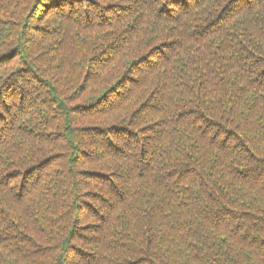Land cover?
Here are the masks:
<instances>
[{
	"label": "trees",
	"instance_id": "16d2710c",
	"mask_svg": "<svg viewBox=\"0 0 264 264\" xmlns=\"http://www.w3.org/2000/svg\"><path fill=\"white\" fill-rule=\"evenodd\" d=\"M0 264H264V0H0Z\"/></svg>",
	"mask_w": 264,
	"mask_h": 264
}]
</instances>
